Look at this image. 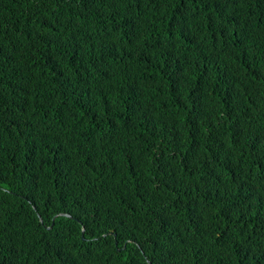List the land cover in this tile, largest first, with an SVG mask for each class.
<instances>
[{
	"label": "trees",
	"instance_id": "obj_1",
	"mask_svg": "<svg viewBox=\"0 0 264 264\" xmlns=\"http://www.w3.org/2000/svg\"><path fill=\"white\" fill-rule=\"evenodd\" d=\"M0 264H264V0H0Z\"/></svg>",
	"mask_w": 264,
	"mask_h": 264
},
{
	"label": "clouds",
	"instance_id": "obj_2",
	"mask_svg": "<svg viewBox=\"0 0 264 264\" xmlns=\"http://www.w3.org/2000/svg\"><path fill=\"white\" fill-rule=\"evenodd\" d=\"M242 14L241 13L239 16L233 18V19H230L231 21H233L234 23H241V18H242ZM50 229V227H48Z\"/></svg>",
	"mask_w": 264,
	"mask_h": 264
},
{
	"label": "water",
	"instance_id": "obj_3",
	"mask_svg": "<svg viewBox=\"0 0 264 264\" xmlns=\"http://www.w3.org/2000/svg\"><path fill=\"white\" fill-rule=\"evenodd\" d=\"M65 216H67V215H65ZM49 229V228H48ZM83 232H84V229L82 228V231H81V233L83 234Z\"/></svg>",
	"mask_w": 264,
	"mask_h": 264
}]
</instances>
